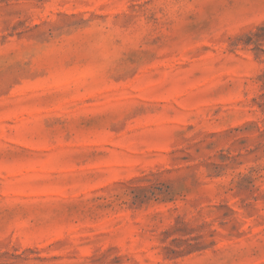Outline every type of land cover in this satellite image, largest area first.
Listing matches in <instances>:
<instances>
[{
	"label": "rangeland",
	"instance_id": "obj_1",
	"mask_svg": "<svg viewBox=\"0 0 264 264\" xmlns=\"http://www.w3.org/2000/svg\"><path fill=\"white\" fill-rule=\"evenodd\" d=\"M0 264H264V0H0Z\"/></svg>",
	"mask_w": 264,
	"mask_h": 264
}]
</instances>
